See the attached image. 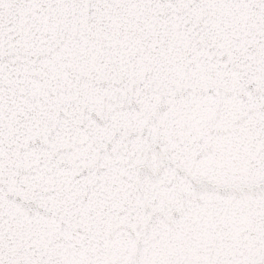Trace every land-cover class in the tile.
<instances>
[{"label":"snow or ice","instance_id":"1","mask_svg":"<svg viewBox=\"0 0 264 264\" xmlns=\"http://www.w3.org/2000/svg\"><path fill=\"white\" fill-rule=\"evenodd\" d=\"M0 264H264V0H0Z\"/></svg>","mask_w":264,"mask_h":264}]
</instances>
